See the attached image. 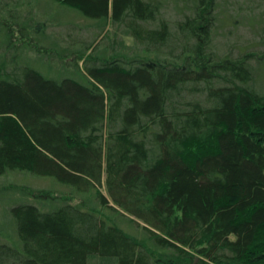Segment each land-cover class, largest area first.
Masks as SVG:
<instances>
[{"label":"trees","instance_id":"16d2710c","mask_svg":"<svg viewBox=\"0 0 264 264\" xmlns=\"http://www.w3.org/2000/svg\"><path fill=\"white\" fill-rule=\"evenodd\" d=\"M53 1L97 31L0 15V175L70 197L15 186L0 264H264V52L216 50L219 0Z\"/></svg>","mask_w":264,"mask_h":264},{"label":"rangeland","instance_id":"374dc122","mask_svg":"<svg viewBox=\"0 0 264 264\" xmlns=\"http://www.w3.org/2000/svg\"><path fill=\"white\" fill-rule=\"evenodd\" d=\"M0 2L1 16L9 17L7 12L9 8L10 12L14 11L12 14L17 15L16 20L20 23L27 21L26 25H34L36 21H45L46 31L58 39L60 47L66 46L71 40L75 44L89 40L97 31L89 21L78 16L75 9L53 0H0ZM219 3L222 11L214 33L216 50L221 53L230 50L233 54L247 50L264 52V0H219ZM178 14L174 8L166 10L167 16L174 17ZM28 28L31 32L33 27ZM123 41L127 45L133 43L129 36H125ZM26 53L32 56L33 60L26 59L33 65L41 67L44 64L38 62L42 61L41 56L34 57L33 50L29 49ZM58 64L53 63L49 71L58 73L57 70H60ZM21 184L32 188L52 189L54 194L70 197L67 187L53 183L48 176H34L29 172L0 175V228L5 225L8 231L9 219L4 213L7 207L19 200L35 201L33 196H23L15 187ZM101 188L104 192V186ZM52 192L45 193V196L53 194ZM72 199V202L76 201Z\"/></svg>","mask_w":264,"mask_h":264}]
</instances>
